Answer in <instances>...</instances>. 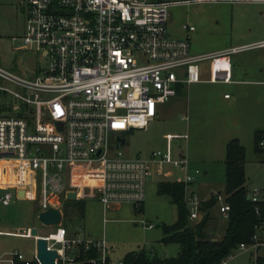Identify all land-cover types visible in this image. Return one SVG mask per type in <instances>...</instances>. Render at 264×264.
<instances>
[{"label":"built area","instance_id":"2783aa9c","mask_svg":"<svg viewBox=\"0 0 264 264\" xmlns=\"http://www.w3.org/2000/svg\"><path fill=\"white\" fill-rule=\"evenodd\" d=\"M25 13V27L18 48L36 58L33 75L18 74L0 66V79L15 88L0 86L27 112L0 114V161L13 163L16 181L0 184V203L11 204L12 189L38 204V213L60 208L69 193L75 200L97 199L104 207L118 209L124 203L142 210L152 169L170 175L168 166L183 171L185 201L192 221L202 216V200L187 190L196 175L186 153L171 148L155 150L147 158L126 157L116 147L123 132L146 129L158 116V107L178 95L179 86L202 81L200 63L212 60L210 82L232 83L230 56L255 44L194 55L187 38L168 32L171 3L164 0H6ZM187 31L194 26L184 25ZM14 37L13 39H15ZM41 60H44L41 65ZM226 94L225 97H229ZM117 153H110L111 135ZM188 136H185V139ZM124 146V145H123ZM257 148L264 157V131ZM220 212L227 218L230 205L216 193ZM261 223L249 242L234 250L250 253L264 247V189L248 188ZM64 220V212H63ZM43 235L48 249H56V264H78V249H96L93 264H124L109 253L106 240L70 237L66 227ZM153 228L154 224H146ZM13 235L31 237V229ZM40 235V234H39ZM41 236V235H40ZM234 250L219 264H229ZM38 264L40 261L35 257ZM18 251L0 255V263L32 264Z\"/></svg>","mask_w":264,"mask_h":264},{"label":"rangeland","instance_id":"374dc122","mask_svg":"<svg viewBox=\"0 0 264 264\" xmlns=\"http://www.w3.org/2000/svg\"><path fill=\"white\" fill-rule=\"evenodd\" d=\"M164 1L171 3L167 26L169 34L175 38L189 34L195 53H210L222 45L255 44L264 35L263 0ZM184 25L194 26L195 31H187ZM24 27V11L9 1L0 0V66L18 74L33 75L24 62L25 53L18 50L23 44L20 37ZM14 37L16 38L13 39ZM230 60L234 64L235 72L241 73V78L251 82L264 81V48L233 54ZM41 61L42 65L44 60ZM211 62L212 60H205L201 63L208 68ZM0 86L15 88L4 80L0 81ZM220 87L221 85L209 84L179 86L178 99L161 104L160 117L152 120L146 129L123 132L127 140L120 151L126 157L147 158L155 150L165 151L171 148L175 154L188 150L193 167L198 168L200 174L187 186V190L195 194H201L203 190L207 193L211 189L223 191L226 180L224 139L237 133L234 131L236 114L224 108L213 110L209 107V101L204 99L213 90L216 94L225 90ZM261 88L264 89V85L256 83L226 86L227 91L234 97L250 95ZM29 109V106L20 104L10 94L0 90V114L13 115ZM115 135L116 133L111 135L112 154L118 152L114 144ZM240 135L246 148V186L264 189V157L254 148V134H249V129L245 127ZM185 136L188 138L185 139ZM166 169L172 174H159L152 169L142 210H136L135 206L124 203L120 208L109 209L104 214V207L99 200L87 199L84 201L85 214L80 217L78 209L69 201L68 211L71 214L64 212L63 225L69 228L70 237L104 238L109 253L115 260L140 248H144L150 255L160 257L178 255V244H164L161 241L163 225L177 221V206L168 193L160 191L159 184L181 177L178 168L168 166ZM37 206L36 201H22L15 197L8 206L0 203V230L14 232L24 224L37 227L40 234L55 231V227L46 226L39 221L35 213ZM209 212L211 219L205 230L215 239H220L227 227V218L220 212V202L212 206ZM203 214L205 213L202 212L201 216ZM27 219L31 221L29 224H25ZM146 224H154V227L147 228ZM14 251L33 260L36 241L30 237L0 235V255ZM257 256L264 258V247L258 250ZM229 264H264V260L256 262L250 253L237 249L234 250V257L229 260Z\"/></svg>","mask_w":264,"mask_h":264},{"label":"trees","instance_id":"16d2710c","mask_svg":"<svg viewBox=\"0 0 264 264\" xmlns=\"http://www.w3.org/2000/svg\"><path fill=\"white\" fill-rule=\"evenodd\" d=\"M180 89H178L179 91ZM263 131L255 134V148L258 138ZM246 148L239 139L233 138L226 145L225 166L226 180L224 190L225 201L230 205L227 217V227L220 239H215L212 234L206 232V226L211 219L210 208L217 203V195L202 203V212L205 214L198 220L189 218V209L185 201L186 188L183 182L162 181L159 189L168 193L177 206V221L173 224L163 225L164 244H178L180 251L173 257H160L150 255L144 248L127 253L122 259L124 264H219L242 242H249L256 231V225L261 219L255 211L254 204L247 198L245 173ZM69 201L78 209L79 216L85 214V200H67L65 202L66 214ZM67 227V226H66ZM99 252L96 249L84 251L78 249L76 259L78 264H93L88 259L97 258ZM32 264H38L33 259Z\"/></svg>","mask_w":264,"mask_h":264},{"label":"crops","instance_id":"0c3cea01","mask_svg":"<svg viewBox=\"0 0 264 264\" xmlns=\"http://www.w3.org/2000/svg\"><path fill=\"white\" fill-rule=\"evenodd\" d=\"M179 38H187L188 40H190L189 34H184V35H182ZM263 39H264V35H263L262 38H260V40H263ZM190 46H191V53L194 54V55L209 54V53H195L192 50L191 42H190ZM229 47H232V46L231 45H222L220 48H218V49H216V50H214V51H212L210 53L219 52V51L225 50V49H227ZM230 62H231L232 79H233L232 83H214V82H210L209 81V79H210V65H208V68H207L206 66L202 65V63H203L202 62V63H200V71H201L202 81L199 82V83L190 84V85H205V84H209V85H217V86L221 85L220 88L223 87L225 89L224 91L220 90V92L217 93V94L213 90V91L210 92V94H206L205 98H204V99L209 101V107L210 108L212 107L213 110H217L216 108H221V109L224 108V109H227L228 112H230V113L235 112L234 114H236L235 115V117H236L235 126L236 127L234 128V131L237 132V133L233 137H229L228 139H224L225 140V146L227 145L228 141H230L233 138L239 139V141L243 145L242 137H241L240 133H241V130L244 129L245 127L249 129V134L250 133L254 134L253 135L254 141H255L256 132L257 131H264V89L263 88L258 89L257 92L252 93L250 95L245 94L243 96H235V97L232 94H230L229 91H227V89H226L227 85H241V84H250V83H256L258 85H264V81H253V82H251L250 80H246V79L241 78L240 77L241 73L240 72H235V69H234L235 67H234V64H233L232 60H230ZM1 80L2 79H0V81ZM190 85H188V87ZM226 94H230V96L229 97H225ZM178 97H179V95H177L176 97L172 98L171 101H176L178 99ZM245 101H247V103ZM160 115H161V108H160V105H159V107H158V116L156 118L160 117ZM254 148H255V142H254ZM255 150H256V148H255ZM184 153H186L188 155V157H189L191 168H194L193 164L191 162L188 150L185 151ZM11 164L12 165L9 168H7L10 165V162L6 161V160L0 161V184H4V182L13 183V182L16 181V178H17L16 177V172L14 171L13 163H11ZM179 172L181 173V177L178 178V179H181L183 177L184 172L181 171V170ZM171 174H172V172H171ZM178 179L168 180V181H176ZM190 188H191V186H190ZM192 190L195 191L194 189H192ZM0 191H2V190H0ZM12 192L14 193L13 194V198L15 197L17 200L34 201L30 197L23 196L22 191L20 189H17V190L16 189H12ZM219 192H221V191L217 192V190L211 189V190L207 191V193H206V191L203 190V193H201V194L198 193L199 195L198 194L197 195L200 197V199L203 202V201L209 200L212 195H215L216 193H219ZM31 211H33V210H31ZM63 212H65V210ZM35 213H36V215L38 214V206L35 209ZM29 222H31V221L29 219H27L25 224H29ZM33 227H35V226H33V225L25 226L24 224H22V225H20L18 227L20 229L17 230V231H14V232L0 230V235L16 236V235H13L15 232H18L21 229H32ZM66 229H67V233L69 235L70 234V230L67 227H66ZM40 235L43 236L45 234H40ZM26 238H29V237H26ZM30 238H34V240L36 241V237L31 236ZM35 257H36V252H35V255H34V259H35ZM263 260H264V258L259 256V261H263Z\"/></svg>","mask_w":264,"mask_h":264},{"label":"water","instance_id":"95a60500","mask_svg":"<svg viewBox=\"0 0 264 264\" xmlns=\"http://www.w3.org/2000/svg\"><path fill=\"white\" fill-rule=\"evenodd\" d=\"M25 60L27 65L30 68H36V58L34 56L28 55L25 56ZM125 135H118L116 137V147H120L125 145L126 143ZM69 199L75 200L76 194L69 193ZM37 217L41 223L46 226H56L61 224L63 221V212L60 208L57 207H49L47 210L41 211L37 214ZM24 231V229H21ZM31 235L36 237V257L40 261L41 264H56V260L59 258V253L56 249H48L47 239L43 236L39 235V231L37 227H33L31 229Z\"/></svg>","mask_w":264,"mask_h":264}]
</instances>
